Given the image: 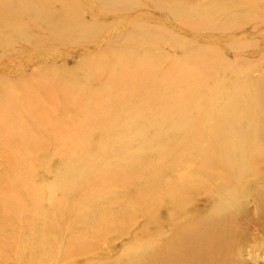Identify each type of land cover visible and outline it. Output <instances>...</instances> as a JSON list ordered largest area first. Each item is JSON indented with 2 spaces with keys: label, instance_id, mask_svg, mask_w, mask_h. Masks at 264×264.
<instances>
[{
  "label": "rangeland",
  "instance_id": "374dc122",
  "mask_svg": "<svg viewBox=\"0 0 264 264\" xmlns=\"http://www.w3.org/2000/svg\"><path fill=\"white\" fill-rule=\"evenodd\" d=\"M213 6L219 9L211 11ZM193 59L204 61L206 67L196 68ZM237 79L247 81L249 93L264 90V0H0V113L10 95L9 107L15 115L25 116L32 124L35 110L41 113L32 124V132L39 131V136L29 135L26 127L7 134L10 147L18 152L17 161L27 169L18 179L37 190H20L26 209L19 222L0 219V239L8 231L15 235L9 241L24 238L34 245L41 227L33 205L48 214L54 200L66 203L60 199V188L51 189L64 184L67 191L75 192L70 179L88 172L95 162L104 171L110 167L107 181L132 186L120 183L123 168L111 170L117 168L110 161L122 154L123 143L132 147L131 171L137 168L135 172L144 175L147 171L141 169L163 167L156 189L182 177L185 182L196 181L199 177L190 170L201 162V151L210 152L214 145L206 129L191 133L196 145L184 139L190 138L186 136L190 125L209 127L215 118L194 109L214 115L231 99ZM178 94L183 102L174 108ZM254 100L252 96L238 104ZM151 113H171L170 125L180 129V139L179 133L172 138L166 121L154 123L150 132L147 114ZM130 123L141 137L129 133ZM241 125L249 133L251 127ZM169 154L178 161L169 164ZM190 154H194L191 166L184 159ZM71 158L81 161L72 165ZM10 160L0 145V173ZM251 163L264 177V161ZM80 187L85 184L80 182ZM7 188L8 184H0V191ZM155 193L152 189L149 196ZM260 194L247 201V216L237 218L232 229L236 239H212L210 264H264V210L257 209L264 192ZM125 196L123 190L110 199L119 208L115 214L125 210ZM100 201L103 204L106 199ZM210 203L207 191L195 193L190 213L197 217ZM141 205H133L130 223L121 216L112 218L118 233L108 244L95 213L89 215L82 251L104 253L100 262L108 264L114 260L109 255H118L122 244H150L151 237L144 233L146 220L157 219L158 212L140 214L137 207ZM123 223H129L127 235L119 233ZM174 228H167V234ZM1 244L0 264H18ZM107 247L115 249L107 254ZM217 250L222 256H214ZM57 261L53 258L48 264Z\"/></svg>",
  "mask_w": 264,
  "mask_h": 264
},
{
  "label": "bare ground",
  "instance_id": "6f19581e",
  "mask_svg": "<svg viewBox=\"0 0 264 264\" xmlns=\"http://www.w3.org/2000/svg\"><path fill=\"white\" fill-rule=\"evenodd\" d=\"M189 1L183 0V3ZM215 9H219V6H213L210 10ZM192 64L196 68L206 67V63L198 59H193ZM246 86L245 79H237L232 84L231 99L224 102L214 115L194 109L206 115L208 119L212 116L215 118V122L209 127H190L192 126L190 125L186 133V136L190 138L184 139V141L190 140L191 144L196 145L197 140L190 136L191 133L199 129H206L205 132L210 135L211 146L214 145L210 152L201 151L198 157L201 162L198 166L194 165L193 170H190L195 177H199L196 181L185 182L182 177L179 181L174 179L168 182L167 186L157 185L158 189H156V184L162 181L163 167L155 164L150 169H141L147 171L144 175L135 172L138 170L137 168L131 171V160L134 156L131 153L132 147L128 143H123L119 150L122 154L117 157V160L114 158L113 161H110L111 164H116L117 168L111 170L113 172L123 168L124 176L122 177V173L120 183H134L132 186H119L107 181L109 177L107 178L106 173L110 167L104 171L95 162L93 166L89 167L88 172L81 173L78 178L75 176L70 179V186L75 192L67 191V186L64 184L51 189L53 192H57L60 188V199L67 201L66 203L54 200L51 202L48 214L41 212L39 205H33L32 213L38 215L40 221L36 216L34 219L36 222L39 221L41 227L36 235L37 239L33 242L34 245L27 243L24 238H12L9 241L8 238L15 235L8 231L5 232L0 242L3 247L7 248L6 255L12 253L16 256L18 264H48V261L53 258H59L55 264H102L100 261L104 253L97 252L98 255H93L90 249L82 251L85 247L83 244L87 241L83 239H86L84 230L88 228V216L95 213L93 217L99 220L100 233H106L108 238H106V243L108 244L112 240L110 237H114L115 233H118V228L111 224L112 218L121 216L129 220L125 222L130 223L134 214L133 205L142 202L143 205L137 207L140 214L149 215L152 211L159 213H157V219L146 220L144 233L151 237L152 241L149 242L150 244L131 243V241L126 246L122 244L118 255H109L114 260L108 264H210L212 258L209 257V248L215 242L212 239H236L232 229L236 227L238 217L245 218L247 216L245 215L247 201L252 200L253 195L257 192L261 193L262 197L264 192V177L260 176L259 171L255 172L251 165L252 161H258V163L264 161V90L257 91L258 93H249ZM10 96L3 104L5 110L0 113V145L11 158L6 170L0 173V184L2 182L8 184L7 189L0 191V219L10 217L15 222H19L24 209H26L25 197L20 194V190L30 191L29 188H31L35 191L37 189L30 183L27 185L26 182L18 179L21 171L27 169L17 161L18 152L10 147L12 140L7 138V134L26 127L30 135L33 133L32 124L36 122L37 116H40L41 113L40 110H35L31 124L25 116L14 114L15 112L9 107L13 98ZM252 96L255 97L254 101L244 105L238 104L241 100ZM182 102V95L174 96L173 107H179ZM188 114H193V112L190 111ZM147 115L151 123L148 126L150 132L154 123L166 121L170 125L172 118L171 113ZM243 122L251 127L249 133L243 131L241 125ZM128 128L131 130L130 134L141 137L133 123H130ZM169 132H173L172 138H174L180 129L170 125ZM31 135L39 136L40 132H34ZM178 137L180 139V133ZM112 138L117 140L115 137ZM221 142L224 145H221ZM165 152L163 151V153ZM193 157L194 154L186 156L184 158L186 164L191 166L193 163L190 159ZM166 158H169L167 160L169 164L178 161L174 154H169ZM70 161L73 165L80 162L81 159L71 158ZM85 164L88 166L90 162ZM79 181L84 183L85 187H80ZM107 185H111V187L108 188ZM79 187L81 192H79ZM147 187L150 188L145 189ZM152 189L157 190V193L149 196ZM123 190L126 191L125 210L115 214L119 208L110 199ZM205 191L210 195V206L199 211V216L195 217L190 213L192 199L195 193H204ZM263 197L260 198L257 209L264 210ZM101 198H105L106 202L102 204ZM83 201L84 205H82ZM158 222L160 225H155ZM129 223H123L119 228V233L127 235ZM170 227L171 229L175 228L171 234H167L169 232L167 228ZM128 239H132V237L128 236ZM227 245L228 242H225V246ZM92 248L97 249L95 246ZM113 249L115 248L107 247L106 251H109L107 254ZM227 252L223 255H226ZM219 253L217 250L214 256ZM76 255L79 256L78 259H75Z\"/></svg>",
  "mask_w": 264,
  "mask_h": 264
}]
</instances>
